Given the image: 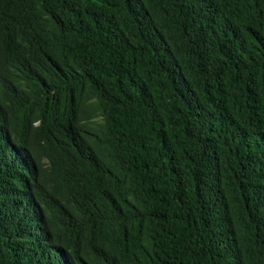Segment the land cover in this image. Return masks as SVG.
<instances>
[{"label": "trees", "instance_id": "16d2710c", "mask_svg": "<svg viewBox=\"0 0 264 264\" xmlns=\"http://www.w3.org/2000/svg\"><path fill=\"white\" fill-rule=\"evenodd\" d=\"M0 264H264V0H0Z\"/></svg>", "mask_w": 264, "mask_h": 264}]
</instances>
